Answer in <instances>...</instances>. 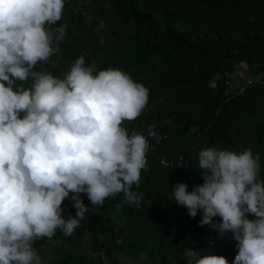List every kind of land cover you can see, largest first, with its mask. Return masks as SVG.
Listing matches in <instances>:
<instances>
[{"label": "trees", "instance_id": "obj_1", "mask_svg": "<svg viewBox=\"0 0 264 264\" xmlns=\"http://www.w3.org/2000/svg\"><path fill=\"white\" fill-rule=\"evenodd\" d=\"M60 25L67 27L59 59L38 62L36 70L62 78L81 56L96 71L121 69L149 89L142 113L122 126L148 138L154 125L160 141L148 138L155 148L146 153L139 188L133 185L143 193L141 206L124 204L120 193L92 210L81 194L90 210L72 236L56 231L49 264H101L93 255L107 264L140 257V264H189L191 251L233 264L231 233L221 238L198 226L202 213L190 218L172 190L180 182L189 192L203 184L199 152L210 147H250L264 180V0H65ZM158 154L186 165L165 169ZM62 207L65 219L75 216L70 200Z\"/></svg>", "mask_w": 264, "mask_h": 264}, {"label": "clouds", "instance_id": "obj_2", "mask_svg": "<svg viewBox=\"0 0 264 264\" xmlns=\"http://www.w3.org/2000/svg\"><path fill=\"white\" fill-rule=\"evenodd\" d=\"M64 7L65 0H0V264H49L34 245L57 230L73 235L90 210L81 194L92 210L120 193L139 208L143 193L133 185L139 188L148 164V138L160 141L154 125L148 138L122 126L142 113L149 89L121 69L96 71L81 56L62 78L36 70L38 62L59 59L67 26L55 25ZM259 161L250 147L202 149L203 184L189 192L180 182L172 190L190 218L202 213L198 226L221 238L231 233L233 264H264ZM66 199L76 210L67 219ZM190 255L189 264H228L221 255Z\"/></svg>", "mask_w": 264, "mask_h": 264}, {"label": "rangeland", "instance_id": "obj_3", "mask_svg": "<svg viewBox=\"0 0 264 264\" xmlns=\"http://www.w3.org/2000/svg\"><path fill=\"white\" fill-rule=\"evenodd\" d=\"M239 75H240V73L238 72L237 77H235V80H234L235 86L240 83L241 76H239ZM54 241H55V238H53V240H47V238L45 237V238H43V239H41L35 243V247L37 248V251L41 252L42 254H45V259H48L49 256L53 253L54 248H53L52 243H54ZM88 243H89V239L86 236L83 239V245L86 247L88 245ZM93 257H95L96 260L99 261L101 264H107L104 261V258L102 255H100L98 258L94 255H93ZM142 259H143L142 257L136 258V259L118 258L117 264H140V261Z\"/></svg>", "mask_w": 264, "mask_h": 264}, {"label": "built area", "instance_id": "obj_4", "mask_svg": "<svg viewBox=\"0 0 264 264\" xmlns=\"http://www.w3.org/2000/svg\"><path fill=\"white\" fill-rule=\"evenodd\" d=\"M261 84H264V76L263 78L259 81ZM244 91V87H240L239 88V93L242 94ZM154 145L150 144V150H154ZM157 162L159 163V165L165 169H171L174 168V166L178 165V167H180L181 165H183V163L186 165V162H182V160L178 161V162H174L173 160H170L165 154H158L156 157Z\"/></svg>", "mask_w": 264, "mask_h": 264}, {"label": "crops", "instance_id": "obj_5", "mask_svg": "<svg viewBox=\"0 0 264 264\" xmlns=\"http://www.w3.org/2000/svg\"><path fill=\"white\" fill-rule=\"evenodd\" d=\"M237 77V76H236Z\"/></svg>", "mask_w": 264, "mask_h": 264}]
</instances>
